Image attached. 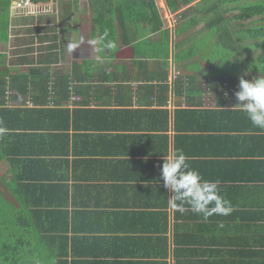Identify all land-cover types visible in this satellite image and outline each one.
Returning <instances> with one entry per match:
<instances>
[{
	"label": "crops",
	"instance_id": "crops-1",
	"mask_svg": "<svg viewBox=\"0 0 264 264\" xmlns=\"http://www.w3.org/2000/svg\"><path fill=\"white\" fill-rule=\"evenodd\" d=\"M161 1L162 10L156 3L163 30H169L166 60H155L161 54L157 57L139 46L151 33L119 42L121 51L113 58L118 52L112 53L103 41L97 46L100 57L104 50L102 64L89 60L97 57L83 60L86 43L74 51L85 57L72 60L67 70L87 81L77 94L69 92L70 98L57 100L58 91L49 88L51 76L48 97L31 88L24 99L21 94L19 100L8 99L6 106L65 108L72 115L68 129L63 127L67 122L50 112L37 116L27 128L1 129L0 154L11 142L6 135L11 132L28 155H17L21 163L14 171L8 157L0 155V196L9 193L4 202L8 208L24 207L26 216L43 225L46 245L53 250L48 257L66 264H237L241 259L264 264V130L254 127L245 113L231 109L236 104L231 96L239 90H231L232 82H239L237 73H225L228 79L215 88L207 82L221 66L214 56L212 61L199 56V67H192L190 57L179 54L192 45L210 49L215 44V38L209 40L205 19L197 22L194 17L199 10L213 7L212 16L225 19L241 10L231 11L234 4L226 0H196L174 11L170 0ZM181 24L185 27L179 33ZM205 28L207 33L202 32ZM78 30L79 40L84 32ZM153 38L163 41L158 34ZM161 69L166 79L160 78ZM185 75L203 83L200 96L187 89L178 92ZM160 84L168 88L159 89ZM76 110H81L77 121L82 129L73 127ZM31 116L35 113L28 115L30 120ZM51 146L49 155H36ZM176 150H183L205 180L217 182L220 195L231 204L230 214L205 220L187 205L183 213L169 205L161 167L164 156Z\"/></svg>",
	"mask_w": 264,
	"mask_h": 264
},
{
	"label": "trees",
	"instance_id": "trees-1",
	"mask_svg": "<svg viewBox=\"0 0 264 264\" xmlns=\"http://www.w3.org/2000/svg\"><path fill=\"white\" fill-rule=\"evenodd\" d=\"M4 0H0V33L1 31H5L7 33L8 41L5 44L10 42V19H11V11L10 7L12 4V0H7L8 2L5 4ZM42 1V0H35ZM46 1V0H45ZM70 5V14L72 17L76 16L79 19L78 27L80 24H83V20L85 17V13L87 11L91 12V21L95 25H97L100 35L105 31L102 27L104 23H102V16L104 13V9L106 7H111L115 11L114 19L112 22H115L116 25L114 27L115 32L119 33L120 42L128 43L129 38L132 41H135L139 38L141 33H151L150 37H146L147 39L151 38L154 35H160L162 40L156 42L158 45L164 44L166 48L169 45V30H163L164 22L162 16L160 14V9L156 3V0H69ZM196 0H170L168 4L172 10H177L181 4L189 5ZM206 1V0H204ZM229 4H234L231 11L233 10H241V13L234 16L229 17V19H225L222 15L212 16V12L215 11V8H209L204 10H199L200 13L195 15V19L197 22H200L201 19H205L206 26L210 30L209 40L215 38V44L212 48L208 49L203 47L209 52H212L214 55V60H221L219 64H226L230 66V63L238 61V60H247L246 53L249 49H260L264 50V0L259 2L256 1H248V0H226ZM106 2H109L108 6H106ZM246 2V3H245ZM215 7V6H214ZM69 17V14H67ZM66 15V17H67ZM3 17V18H2ZM22 17V16H21ZM3 19V20H2ZM5 19V20H4ZM68 19H71L70 17ZM231 19L236 21H245L247 20L248 25L246 27L239 26L234 28L233 23L229 22ZM131 21H133L131 27ZM196 22V23H197ZM231 23V24H230ZM230 24V25H229ZM51 27V26H50ZM48 27L44 23H40L37 30L40 32L39 39L40 41L45 42L49 41V45L47 46L46 52H41L39 54L38 60L29 59L27 56L21 55L17 59H15V63L11 66L1 65L0 63V131L1 129H8L9 131L13 129L20 130L22 127H28V123H35L37 116H41V114L50 112L48 115L58 116L62 122H67V129L70 127L68 122L70 119L71 110L70 109H29V108H17L6 106L9 101L19 100L20 94L22 95V99L29 93L31 88L37 91H41L43 94L42 97H48V83L49 80L54 76L55 84L53 86L55 93H59L57 100L68 99L70 98V93L77 94L78 88H84L82 83L87 81L85 78L79 75L77 71H61L57 69L56 71H52V66L59 63V52L57 51L59 47V33L57 29L53 27ZM181 30L179 33L184 30V25L181 24ZM4 28V29H3ZM28 32H31L30 36L33 40L35 38V29L30 26H26ZM119 28V29H118ZM234 28V29H232ZM120 30V32H119ZM112 31V29H111ZM96 30H92L91 35H95ZM244 38H247L251 42L249 43L250 48H245V46H241L240 41ZM107 39V38H105ZM31 40V41H32ZM105 41V40H104ZM1 44V43H0ZM106 43H104L105 45ZM178 46V45H177ZM197 45H192L190 48L183 49L179 52V54H186L192 51H196ZM199 46V45H198ZM202 47V46H200ZM31 50V48H28ZM168 51V49H167ZM246 51V53L244 52ZM119 52V49L116 50ZM163 52V51H162ZM260 56L264 62V53ZM5 55L0 54V62ZM204 57V56H203ZM253 58V57H252ZM14 60V59H13ZM28 65L29 68L20 69L18 65ZM163 67V66H162ZM216 68H218L215 65ZM214 67V68H215ZM248 67V66H247ZM246 67V68H247ZM264 68V66H263ZM225 68H223L224 70ZM223 70L217 69L211 72L210 76L212 80L207 81L210 85L215 84V88L219 85H222V82L225 80ZM162 73V74H161ZM161 74L162 79H166V70L161 69L159 75ZM213 81V82H212ZM232 82V81H231ZM71 87V89H70ZM152 87V86H148ZM159 89H167L168 85L160 84ZM239 87V82H232L231 90L233 92ZM153 88V87H152ZM178 92H182V89H187L188 94L195 92L196 95L201 94L203 91V83L194 75H185L183 81H179L177 85ZM16 92L17 95H14L13 92ZM80 91V90H79ZM153 90L149 91V95ZM163 91V90H162ZM81 92V91H80ZM198 92V93H197ZM24 96V97H23ZM164 98V97H163ZM34 99H38L34 97ZM231 102L237 103L235 95L231 96ZM222 104V103H221ZM6 106V107H5ZM81 110H76L73 115L74 120V128H80V125L77 121L78 115ZM87 111V110H86ZM162 113L161 110H157ZM184 111V110H181ZM239 111V110H236ZM74 112V111H73ZM35 113L34 118L31 116L32 120L29 119L28 115ZM180 113V112H179ZM80 114V113H79ZM27 119V121H26ZM58 127V126H56ZM154 128V125H152ZM2 135V134H1ZM10 136L7 141L6 147L4 148V153L8 160H10L11 169L14 171L16 167H19L21 160H19L17 155H28L24 151H21L15 141L16 134L8 132L6 134ZM14 148L17 150L14 151ZM52 146L50 150L44 151L43 153H37L36 155H49L52 151ZM19 150V151H18ZM59 152V151H58ZM9 156H16L13 158H9ZM42 161V160H39ZM44 161V160H43ZM30 164V163H28ZM34 164V163H33ZM28 171L24 169L21 174L25 175V172ZM29 176V175H28ZM31 178V176H29ZM29 178V179H30ZM10 195L9 193L7 196ZM5 195L0 196V264H49L50 262L56 261L55 264H66L64 259L56 260L54 256L49 258L53 250H50L48 244L46 245L45 241V232L43 230V225L37 226L35 224L34 217L29 215L26 216L24 207L20 208H8V205H5V201L8 202V197ZM6 199V200H5ZM52 212V211H47ZM37 217V216H35ZM49 243V242H47ZM49 248V249H48ZM264 254V253H263ZM50 255V256H49ZM49 256V257H48ZM264 256V255H263ZM61 263H59V262ZM49 262V263H48ZM237 264H249L246 263L244 259L239 261Z\"/></svg>",
	"mask_w": 264,
	"mask_h": 264
},
{
	"label": "rangeland",
	"instance_id": "rangeland-1",
	"mask_svg": "<svg viewBox=\"0 0 264 264\" xmlns=\"http://www.w3.org/2000/svg\"><path fill=\"white\" fill-rule=\"evenodd\" d=\"M36 3H40L42 7V11L47 10V12L50 13H46L44 15H40L37 17H31V16H19V17H15L14 15L11 16L10 19V42L8 44H5L8 41V37H7V33L5 31H1L0 33V54H4L6 57H3V59H1V65H7V66H11L15 63V59H17L19 56L24 55L27 56L29 59L32 60H38L39 59V54L41 52H46L47 50V46L49 45V41H40L39 39V34L40 32L38 30H33L35 31L34 35L35 38L32 40L30 34L31 32L27 31V28H25L26 26H32V24L35 25H39L40 23H44V24H52V27L54 26L58 33H59V47L57 49V51L60 53L59 54V60L60 62L55 64L56 66H52V70L56 71L58 68L61 71H67L70 70L71 67V61L76 59V58H82L85 57V55H79L82 52H76V54L78 55H74L73 53H69L67 51V47L66 44L68 42L69 39H76L78 40V23H79V19L74 16L72 17V15L69 13L71 8L70 5L68 4V2H71L69 0H42V1H35ZM159 2V4L161 5V10L162 8L165 6L163 4V2L161 0H157ZM5 4L8 2L7 0L3 1ZM13 2V0H12ZM109 2H106V6H108ZM1 11V10H0ZM69 11V12H68ZM165 11L162 12V14H164ZM13 13V12H12ZM15 14V12H14ZM71 19H68V15ZM67 15V17H66ZM85 17L83 20V32H84V37L85 40H91L94 39L93 36L91 35L92 30H96V38L99 36V30L97 27V25H95L94 23H92L91 21V15L92 13L87 11L85 14ZM114 15H115V11L113 8L111 7H106L104 9V13L102 16V23H104V25H102L103 29L105 31H107L108 36L106 37L107 39H105V43L107 44L109 41L112 42L114 44V47L110 48V50L112 51V53H115L116 50L119 49V52L115 55H111V57H116L120 51L121 48H119L118 43L120 42V37H119V33L115 32V29L113 27V25L115 26L116 23L112 22V19H114ZM3 18V17H2ZM3 20V19H2ZM5 20V19H4ZM232 23H237L238 21L231 19ZM133 21H131V27H132ZM247 26L248 23L247 21L244 22H240L237 24L239 26L241 25ZM238 26V27H239ZM33 28V27H32ZM36 28V27H35ZM236 28V26L234 27ZM232 28V29H234ZM4 29V28H3ZM100 29V28H99ZM112 29V31H111ZM120 32V30H119ZM202 32H206V28L203 29ZM208 32L210 33V30H208ZM207 33V32H206ZM144 34L141 33L139 36H143ZM154 37V36H153ZM152 39L148 38V41L143 40L142 42H144L143 44L139 45V46H144L146 47V51L150 54H156V56L158 57L160 54L161 56L158 59L155 60H166V54L168 53L167 49L165 47L164 44L158 45L157 43L154 42H158L160 41L159 39ZM141 39V38H140ZM32 40V41H31ZM151 40V42H150ZM153 41V42H152ZM150 42V43H149ZM251 41L248 40L247 38H244L240 41L241 46H245V48H250L249 43ZM85 42L84 44H82L79 49L81 47L86 46ZM176 43V42H175ZM105 44V45H106ZM178 44V43H176ZM118 47V49H117ZM28 48H31V50H28ZM108 48V47H106ZM78 49V50H79ZM77 50V51H78ZM103 54V56L100 57V51L98 50L97 46H90L88 44V55L83 59V60H88L89 57H100L103 58L104 57V50L101 48L100 49ZM173 50V49H172ZM163 51V52H162ZM196 54L192 57L193 52H189V54L187 55V53L185 54L187 57L189 56L190 58H188V60H191V65L192 67H199L200 62L197 61L199 60V56H204L202 59L212 61V57L216 54H212V52H209V50L200 47V46H196ZM246 53V51H244ZM262 52L264 53V50H260V49H249V51L247 50L246 56L250 57L247 58V60H238L235 62L230 63V66L228 65H224L222 64L221 66H219L220 70H223V68H225L222 73L226 74H231V73H237V78H239V76H243L246 75L247 79L251 80L257 76L260 75H264V62L261 61L260 56L263 55ZM175 53V51H174ZM206 57V58H205ZM253 57V58H252ZM14 59V60H13ZM89 60H97V59H89ZM215 64H219L221 62V60H214ZM189 62V63H190ZM248 66V67H247ZM247 67V68H246ZM18 68L20 69H27L29 68L28 65H18ZM229 76V75H228ZM228 79V78H225ZM229 82V81H228Z\"/></svg>",
	"mask_w": 264,
	"mask_h": 264
},
{
	"label": "clouds",
	"instance_id": "clouds-1",
	"mask_svg": "<svg viewBox=\"0 0 264 264\" xmlns=\"http://www.w3.org/2000/svg\"><path fill=\"white\" fill-rule=\"evenodd\" d=\"M107 36V31H104L97 38L87 41L83 36L78 41L69 39L66 44L67 51L73 53L85 42L90 46H99ZM104 46L112 48L114 44L109 41ZM97 61L104 63L100 57H97ZM235 98L237 103L231 109L245 113L254 127L264 130V75L251 80L241 76ZM161 177L164 187L170 193L168 203L176 211L183 213L184 205H187L193 212L202 214L205 220L213 214L228 215L232 211L230 202L220 195L217 182L205 180L193 169L183 150L164 156Z\"/></svg>",
	"mask_w": 264,
	"mask_h": 264
},
{
	"label": "built area",
	"instance_id": "built-area-1",
	"mask_svg": "<svg viewBox=\"0 0 264 264\" xmlns=\"http://www.w3.org/2000/svg\"><path fill=\"white\" fill-rule=\"evenodd\" d=\"M42 7L40 3H36L33 0H13L12 4H11V16H27V15H36V14H40L41 12H43ZM13 12V13H12ZM15 12V14H14ZM15 16V17H16ZM171 21L175 22L174 19V15L171 16ZM177 75L174 74L173 78L177 79ZM55 84V78L53 76L51 83L49 85V88L52 90L53 86ZM205 85V88L207 91L210 90V88L208 86ZM71 89V87H70ZM74 94V93H73ZM75 100H80L79 96L74 95L72 97Z\"/></svg>",
	"mask_w": 264,
	"mask_h": 264
},
{
	"label": "flooded vegetation",
	"instance_id": "flooded-vegetation-1",
	"mask_svg": "<svg viewBox=\"0 0 264 264\" xmlns=\"http://www.w3.org/2000/svg\"><path fill=\"white\" fill-rule=\"evenodd\" d=\"M46 13H50V12H47V10H45V11H43V12H41L40 14H36V15H27V16H31V17H37V16H40V15H44V14H46ZM46 26H48V27H52V24H46ZM30 27H33V29H36L37 30V28L39 27V25H35V24H32V26H30ZM36 27V28H35ZM50 27V28H51ZM79 28H81V29H83V24H80V27ZM4 57H6V56H4Z\"/></svg>",
	"mask_w": 264,
	"mask_h": 264
}]
</instances>
